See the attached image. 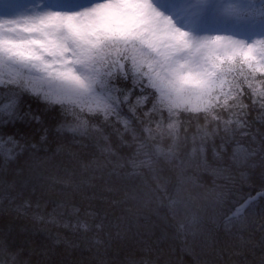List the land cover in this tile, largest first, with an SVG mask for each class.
I'll return each mask as SVG.
<instances>
[{"label": "snow or ice", "instance_id": "snow-or-ice-1", "mask_svg": "<svg viewBox=\"0 0 264 264\" xmlns=\"http://www.w3.org/2000/svg\"><path fill=\"white\" fill-rule=\"evenodd\" d=\"M3 3L0 264H264V0Z\"/></svg>", "mask_w": 264, "mask_h": 264}, {"label": "trees", "instance_id": "trees-1", "mask_svg": "<svg viewBox=\"0 0 264 264\" xmlns=\"http://www.w3.org/2000/svg\"><path fill=\"white\" fill-rule=\"evenodd\" d=\"M258 19V18H257ZM33 107H36L35 102H32ZM247 187V186H245ZM23 223V221L16 220L11 216L0 215V229H7L9 235L15 234L16 229ZM61 231H64L61 229ZM13 246H15L16 241H9ZM171 244V259L172 264H192V257L187 255L182 251V242L180 240L169 241ZM57 251L51 256L43 257L42 259L47 261V264H88L90 256L87 250L83 252L73 250L70 254L63 251L61 245L56 246ZM260 253L257 251L251 257L252 260L258 261ZM25 259H30L32 264H36L38 259L41 257L25 255Z\"/></svg>", "mask_w": 264, "mask_h": 264}, {"label": "rangeland", "instance_id": "rangeland-1", "mask_svg": "<svg viewBox=\"0 0 264 264\" xmlns=\"http://www.w3.org/2000/svg\"><path fill=\"white\" fill-rule=\"evenodd\" d=\"M22 2H27V0H22ZM184 2L185 0H176V4H175L176 10H179L184 4ZM250 2L251 0H218V3L220 4L221 8H223L224 6L230 3L236 6L241 11L246 9ZM171 4L174 6L173 3ZM255 4L256 6H258L259 3L257 0H255ZM5 14H9V10L4 7L3 0H0V15H5ZM6 18H12V17H0V19H6ZM253 26L256 28H253ZM235 27L236 28L240 27V29L238 30L241 32H247V35L249 37L259 36V33L262 30L260 22H255L252 19H248V18L238 21ZM218 34L236 36L235 34H229V33H218Z\"/></svg>", "mask_w": 264, "mask_h": 264}]
</instances>
